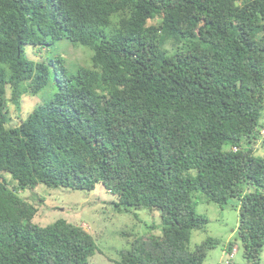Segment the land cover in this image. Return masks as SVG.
<instances>
[{
    "label": "trees",
    "instance_id": "obj_1",
    "mask_svg": "<svg viewBox=\"0 0 264 264\" xmlns=\"http://www.w3.org/2000/svg\"><path fill=\"white\" fill-rule=\"evenodd\" d=\"M60 40L86 47L89 62L53 54ZM45 89L7 125L8 103ZM263 112L264 0H0V264H89L98 251L80 225L34 221L19 192L39 184H102L117 212H158L160 234L127 232L115 264H203L221 240L190 249L209 221L194 193L235 199L244 264H259Z\"/></svg>",
    "mask_w": 264,
    "mask_h": 264
},
{
    "label": "rangeland",
    "instance_id": "obj_2",
    "mask_svg": "<svg viewBox=\"0 0 264 264\" xmlns=\"http://www.w3.org/2000/svg\"><path fill=\"white\" fill-rule=\"evenodd\" d=\"M58 46V47H57ZM26 54L33 60H43L46 55L44 49L25 47ZM53 54L60 53L70 63H88L90 51L84 46H76L67 40H60L52 49ZM48 89L30 95L24 94L21 106L16 109L8 103L10 122L8 126L17 125L25 119L35 106L45 102ZM9 97V89H7ZM264 124V112L262 116ZM261 150L257 149L256 153ZM8 180L9 177L7 176ZM11 184L14 181L10 180ZM21 197L37 206L38 210L34 221L39 225H46L58 218L82 226L90 233L98 246V251L89 258V264H115L119 259L118 251L128 246V241L135 235L152 231L160 234V218L157 211L146 209L131 210L130 212H117L111 201L113 196L102 184H97L93 190H72L68 188H49L43 184L32 189L19 192ZM195 209L208 218L204 229L194 230L190 240V249L207 237L219 238L221 243L209 250L203 264H244L241 254V245L235 233L238 221V201L230 199L227 204L220 207L218 204L206 201L201 192L194 193ZM148 226H153L150 229ZM235 244L230 252L225 247L228 241ZM234 254L233 258L232 255ZM264 250L261 252L259 264H263Z\"/></svg>",
    "mask_w": 264,
    "mask_h": 264
}]
</instances>
